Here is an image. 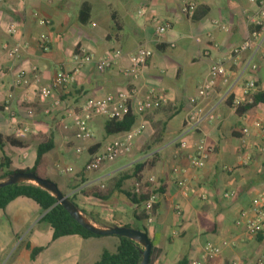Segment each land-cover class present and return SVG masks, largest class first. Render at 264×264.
Instances as JSON below:
<instances>
[{"label": "crops", "instance_id": "1", "mask_svg": "<svg viewBox=\"0 0 264 264\" xmlns=\"http://www.w3.org/2000/svg\"><path fill=\"white\" fill-rule=\"evenodd\" d=\"M193 16L182 11L180 0H7L0 2V106L13 93L16 121L0 110V133L14 137L23 148L5 142L0 148L11 157V169L33 167L39 145L53 142L44 154V177L60 190L74 195L75 202L98 226L106 224L147 228L153 244L151 264H189L199 257L206 242L217 245L221 254L208 264H257L264 254V223L255 237L240 222L244 210L251 211L264 193V135L256 124L264 125V101L242 115L230 101L242 94L243 85L254 79L264 91V63L259 51L232 55V49L251 31L263 29L249 22L258 16V3L251 0H192ZM49 19L51 24L41 23ZM10 21H17L20 33H6ZM157 21L170 28L156 34ZM47 34L50 48L40 47ZM23 38L29 47L16 63L3 50ZM139 47L152 51L143 75L134 81L122 74L128 54ZM119 48L123 57L105 72L92 64L75 75L69 88H53L47 98L43 87H51L58 70L72 71L73 54L86 50L103 55ZM226 68L211 97L202 102L203 119L193 129L185 128L193 110L190 97L208 73L213 62ZM257 64L253 69L252 65ZM32 66H37L36 72ZM21 71L27 82L11 89ZM141 95L150 89L164 93L169 103L161 108L135 113L132 128L143 125L132 150L100 169L86 171L93 153L124 134L108 133L109 120L103 116L91 122L93 137L81 142L75 138L73 113L90 97L128 90L133 85ZM60 101L57 105L56 101ZM28 107L34 116L28 117ZM27 127L23 138L17 130ZM248 132L244 133V129ZM205 140L213 154L201 168L190 167L196 145ZM85 146L82 153L76 148ZM146 161L138 174L141 183L154 177L161 196L151 219L136 216L145 208L133 201L138 178L135 165ZM182 171L178 174L174 168ZM232 167L233 170H226ZM125 175H130L122 180ZM184 178L189 186L184 194L178 185ZM232 193L231 196H225ZM101 195V196H99ZM180 209V211H179ZM46 211L28 197H18L0 208V264H94L107 248L115 251L119 237L66 235L53 240V229L42 220ZM114 247L113 250L112 248ZM43 247L35 258L33 249Z\"/></svg>", "mask_w": 264, "mask_h": 264}, {"label": "built area", "instance_id": "2", "mask_svg": "<svg viewBox=\"0 0 264 264\" xmlns=\"http://www.w3.org/2000/svg\"><path fill=\"white\" fill-rule=\"evenodd\" d=\"M25 2V0H20ZM258 3V16H252L249 19L251 24L257 25L260 29H263V17H264V0H251ZM0 2H7V0H0ZM182 11L185 15L191 17L197 9V3L192 0H180ZM42 24L50 25L49 19H41ZM170 28L169 23H161L157 21L156 34L161 35ZM20 25L17 21H10L6 26V33L11 36L18 35L20 33ZM262 30H253L250 35L244 39L241 43L233 47L232 55H240L245 51H259L260 57L264 63V39H262ZM29 47V42L23 38L18 39L13 45L4 44L3 50L8 57L17 62L21 59L23 52ZM40 47L47 51L50 48V40L47 34H42L40 37ZM152 54V51L147 47H139L136 51L128 54V64L122 68V74L132 77L134 81L139 80L147 66L148 60ZM123 57V51L119 48L112 50L109 53L103 55H96L92 52H88L84 49L79 50L73 54V61L75 63L72 71L58 70L51 87H43L40 90V96L47 98L51 94L53 88H69L75 81V75L82 71V69L89 64H92L100 72H105L115 67L120 59ZM253 69L257 68V64L252 65ZM37 66H32V71L36 72ZM6 73L0 72V79L5 76ZM226 76V68L220 62H213L208 73L203 78L198 86L197 94L190 97V103L193 105V110L189 114L185 128L193 129L203 119V107L202 102L211 97L217 84L224 80ZM27 82L26 72L21 71L15 79L11 82V89L23 86ZM2 83L0 82V90ZM259 86L254 79L247 81L242 87V94L234 95L232 98V106L237 109L240 105L251 103L254 95L259 93ZM262 93L264 91L262 90ZM13 93L7 97L3 104L4 111L9 115L11 120L16 121L17 113L13 109L12 105ZM60 101H56L58 105ZM169 103V98L164 93L156 92L155 89H150L146 94L141 95V90L137 85H133L128 90L119 92L116 94L109 93L104 96L90 97L84 101L78 111L73 113V119L75 122V138L81 142L87 141L93 137V130L91 122L94 118L103 116L107 119L122 120L126 114L133 111L137 114H144L147 111L161 108ZM28 117L34 116V110L31 107L27 109ZM256 124L261 129L264 135V125L261 121H257ZM143 125L132 128L129 131L114 140L108 142L105 147L93 153L90 160L85 166L86 171H94L101 168L105 163L113 162L118 158L128 154L133 146L134 140L137 136L143 132ZM29 129L27 127H21L17 130V136L23 138L26 136ZM244 133L248 132V128H245ZM85 146L79 145L76 148L78 153H82ZM213 154V148L209 147L205 140H201L196 145L195 152L190 156V167L194 169L201 168L203 164ZM226 170H233L232 167H226ZM182 171L180 168L175 167L174 172L179 173ZM149 181L154 185L156 180L151 177ZM178 185L184 194L188 191V184L186 179L179 178ZM159 187L152 188L149 198L143 203L146 211L151 212L154 205L159 202L161 193L158 191ZM141 190V184L136 183L135 193L139 194ZM232 193H226L225 196L229 197ZM180 211V209H179ZM153 216L148 220L151 221ZM240 222H244L246 225L247 233L250 236L255 237L258 235L261 227L264 223V193H261L252 208L251 211L244 210L241 213ZM221 254L220 248L213 242L208 241L203 247L201 255L190 260L189 264H208L210 259L219 257ZM257 264H264V254L257 260Z\"/></svg>", "mask_w": 264, "mask_h": 264}, {"label": "trees", "instance_id": "3", "mask_svg": "<svg viewBox=\"0 0 264 264\" xmlns=\"http://www.w3.org/2000/svg\"><path fill=\"white\" fill-rule=\"evenodd\" d=\"M264 101V93H257L254 95L251 103L240 105L237 108V113L242 115L249 109L256 106L257 103ZM232 104V100L230 101ZM0 110H3V106H0ZM135 123V113L130 111L122 120H109V126L107 128L108 133L126 132L132 129ZM9 143L13 148H23V143L19 139L14 137H6L0 133V148H4V145ZM54 147L53 142H47L41 144L37 150V159L33 167H27L25 169H11L12 160L11 157L6 154L0 159V181L7 179L10 175L16 172H33L39 177H44L43 170L45 168L44 154ZM146 161L138 162L135 165L134 175L138 178L137 183L141 184V190L139 194H134L133 201L136 204L144 203L150 196L152 191V183H141L140 176L138 175L146 166ZM130 175H125L122 180L127 179ZM161 190V189H159ZM28 197L36 201L41 208L46 211L42 220L51 225L53 229V240L72 234H78L84 238L100 237L101 235L95 234L90 230L83 227L77 222L70 213L61 205L57 204V198L48 190L41 186L31 182H21L11 184L0 188V208H5L6 205L12 200L18 197ZM101 196V195H99ZM75 202L74 195L70 197ZM79 207V206H78ZM80 208V207H79ZM158 208V203L154 205L151 212L144 210L136 217L140 220H148L151 216H154ZM80 210L90 220L96 222L93 217L88 216L81 208ZM106 226H115V224H106ZM131 227V226H130ZM148 233L145 226L135 227ZM119 237V236H118ZM43 250V247L33 249L32 256H35ZM143 246L138 242L128 238L119 237V243L115 251H111L105 248L102 251L101 257L94 264H140L142 260ZM153 254V249H152ZM152 254L151 261L152 262Z\"/></svg>", "mask_w": 264, "mask_h": 264}, {"label": "water", "instance_id": "4", "mask_svg": "<svg viewBox=\"0 0 264 264\" xmlns=\"http://www.w3.org/2000/svg\"><path fill=\"white\" fill-rule=\"evenodd\" d=\"M29 181H36L37 185L50 191L57 198V204H61L77 222L91 232L101 236L116 235L119 237H128L138 242L143 246V257L140 264H150L153 244L147 232L130 226H98L83 214L80 208L71 200L70 196L64 194L60 190L58 184L53 180L45 177H39L30 171L16 172L10 175L7 179L0 181V188L11 184Z\"/></svg>", "mask_w": 264, "mask_h": 264}, {"label": "rangeland", "instance_id": "5", "mask_svg": "<svg viewBox=\"0 0 264 264\" xmlns=\"http://www.w3.org/2000/svg\"><path fill=\"white\" fill-rule=\"evenodd\" d=\"M29 182L33 183L34 181H29ZM34 184H36V182H34ZM109 237H113V239H115V237H118V236H116V235H110ZM108 248H112V250H113L114 247H110V245H109Z\"/></svg>", "mask_w": 264, "mask_h": 264}, {"label": "bare ground", "instance_id": "6", "mask_svg": "<svg viewBox=\"0 0 264 264\" xmlns=\"http://www.w3.org/2000/svg\"><path fill=\"white\" fill-rule=\"evenodd\" d=\"M34 182H36V181H34ZM34 182H33V183H34Z\"/></svg>", "mask_w": 264, "mask_h": 264}]
</instances>
